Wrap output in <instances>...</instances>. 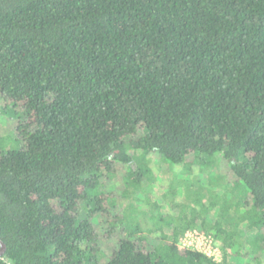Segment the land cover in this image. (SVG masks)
Wrapping results in <instances>:
<instances>
[{
	"label": "trees",
	"instance_id": "trees-1",
	"mask_svg": "<svg viewBox=\"0 0 264 264\" xmlns=\"http://www.w3.org/2000/svg\"><path fill=\"white\" fill-rule=\"evenodd\" d=\"M0 97L19 143L0 152V264H219L178 240L234 248L223 217L148 234L107 191L122 165L151 172L140 150L221 157L264 246V0H0Z\"/></svg>",
	"mask_w": 264,
	"mask_h": 264
},
{
	"label": "rangeland",
	"instance_id": "rangeland-1",
	"mask_svg": "<svg viewBox=\"0 0 264 264\" xmlns=\"http://www.w3.org/2000/svg\"><path fill=\"white\" fill-rule=\"evenodd\" d=\"M17 120L10 110L4 111V101L0 97V152L16 149L19 143L15 129ZM136 162L149 168L151 172L141 182L129 177L130 167L120 166L117 173L107 182V191L116 197V203L126 211L133 223H138L145 233L157 232L160 229L170 230V225L181 226V218L189 220L195 214L208 217L209 224L223 220L222 225L228 232L235 231L234 248L237 244L240 255L225 242L226 235L202 231L198 227L189 229L180 235L178 247L182 250H193L203 253V248L196 247V238L201 237L212 249L210 256L215 262L222 264L226 258L229 264H264V246L257 242L258 231L241 221L248 202L246 189L235 185L227 177V166L221 157L204 158L187 162L185 165H174L166 162L156 153H135ZM133 163L132 168H139ZM140 165V164H139ZM163 217V221L161 220ZM165 219V220H164ZM128 222V221H127ZM172 238L170 237L169 240ZM248 253L245 255L244 253ZM205 254V253H203Z\"/></svg>",
	"mask_w": 264,
	"mask_h": 264
},
{
	"label": "built area",
	"instance_id": "built-area-1",
	"mask_svg": "<svg viewBox=\"0 0 264 264\" xmlns=\"http://www.w3.org/2000/svg\"><path fill=\"white\" fill-rule=\"evenodd\" d=\"M196 247L198 248H203V253H205V255H209L213 252L212 249L210 248V246H208V242H206L203 238L198 237L196 238ZM213 254V253H212ZM211 258V257H210Z\"/></svg>",
	"mask_w": 264,
	"mask_h": 264
},
{
	"label": "water",
	"instance_id": "water-1",
	"mask_svg": "<svg viewBox=\"0 0 264 264\" xmlns=\"http://www.w3.org/2000/svg\"><path fill=\"white\" fill-rule=\"evenodd\" d=\"M6 252V244L2 241L0 237V257L3 256Z\"/></svg>",
	"mask_w": 264,
	"mask_h": 264
}]
</instances>
